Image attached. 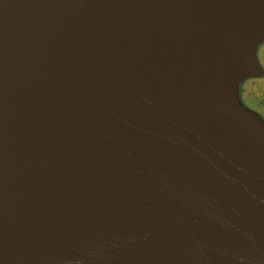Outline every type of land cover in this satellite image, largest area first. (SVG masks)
<instances>
[{"label": "water", "instance_id": "water-1", "mask_svg": "<svg viewBox=\"0 0 264 264\" xmlns=\"http://www.w3.org/2000/svg\"><path fill=\"white\" fill-rule=\"evenodd\" d=\"M264 0H0V264H264Z\"/></svg>", "mask_w": 264, "mask_h": 264}, {"label": "rangeland", "instance_id": "rangeland-1", "mask_svg": "<svg viewBox=\"0 0 264 264\" xmlns=\"http://www.w3.org/2000/svg\"><path fill=\"white\" fill-rule=\"evenodd\" d=\"M254 57L264 74V35L253 46ZM264 79L257 74L245 75L237 80L231 87L230 100L240 111L257 118L264 124V103L253 88L256 81Z\"/></svg>", "mask_w": 264, "mask_h": 264}, {"label": "crops", "instance_id": "crops-1", "mask_svg": "<svg viewBox=\"0 0 264 264\" xmlns=\"http://www.w3.org/2000/svg\"><path fill=\"white\" fill-rule=\"evenodd\" d=\"M258 67H259L258 71L256 73H253V74L264 76L263 72H261V68L259 65H258ZM253 74H249V75H253ZM253 88H254V90H256V93L260 97L262 103H264V79H261L259 81L254 82Z\"/></svg>", "mask_w": 264, "mask_h": 264}]
</instances>
